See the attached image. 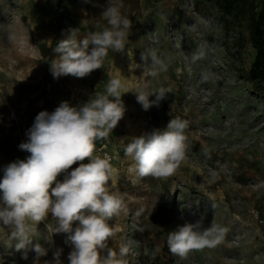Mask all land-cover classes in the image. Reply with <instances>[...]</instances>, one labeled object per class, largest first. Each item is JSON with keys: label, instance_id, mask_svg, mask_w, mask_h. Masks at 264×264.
<instances>
[{"label": "rangeland", "instance_id": "1", "mask_svg": "<svg viewBox=\"0 0 264 264\" xmlns=\"http://www.w3.org/2000/svg\"><path fill=\"white\" fill-rule=\"evenodd\" d=\"M107 3L0 0V179L8 164L30 155L19 145L27 142V131L41 111L52 113L63 101L77 106L119 77L128 91L121 97L125 114L94 151L115 170L108 189L121 195L125 205L109 222L115 236L108 247L118 252L129 244L128 264H264V90L253 89L245 79L255 54L245 22L237 25L227 18L226 25L205 0H123L122 12L132 21L124 50H109L102 68L87 77L54 78L53 48L70 29H79L83 38L106 26L100 15ZM198 47L206 56L191 63ZM150 50L168 63L157 77L149 75L150 57L142 59ZM204 70L215 77L201 82ZM160 87L172 92L159 106L144 110L133 91ZM174 117L189 121L187 154L177 171L166 179L130 173L132 162L124 156L121 139L163 130ZM197 220L204 227H225L223 241L185 259L170 253L168 233ZM54 225L51 216L36 225L33 243L48 249L38 264H55L58 249L62 264H69L72 246L67 234L53 233ZM15 243L0 223V264H33L35 253L29 251L24 260Z\"/></svg>", "mask_w": 264, "mask_h": 264}, {"label": "clouds", "instance_id": "2", "mask_svg": "<svg viewBox=\"0 0 264 264\" xmlns=\"http://www.w3.org/2000/svg\"><path fill=\"white\" fill-rule=\"evenodd\" d=\"M124 7L123 0H108L100 15L106 26L83 38L78 37L79 29H70L53 48L57 54L50 62L53 77H87L102 68L109 50L122 52L132 28V21L122 12ZM8 38L14 40L15 34L9 33ZM205 56V49L198 47L191 63ZM149 57L150 76L168 70V63L155 50L142 54L144 60ZM214 77V72L204 70L201 82ZM126 92L123 80L112 77L103 93L95 92L86 102L72 106L63 101L52 113L41 111L35 117L27 131V142L19 145L30 155L8 164L0 179V223L9 229L22 259L27 260L32 251L33 264H38L47 255L48 249L40 242L33 243V237L36 225L51 216L55 221L53 233L67 234L66 243L72 246L69 264H128L129 244L120 246L118 252L108 247L109 239L115 236L109 222L125 210L122 196L108 189L115 170L109 160L94 155L96 142L107 140L123 118L121 97ZM133 92L137 102L148 110L152 105L159 106L172 89L160 87L150 92L137 88ZM152 95L154 101L149 100ZM188 127V120L174 117L163 130L154 129L126 142L121 139L124 156L132 162L129 172L141 178L172 176L186 158ZM85 159L89 162L83 163ZM78 162L79 166L72 169ZM61 174L63 181L58 180ZM211 206L215 210L216 205ZM226 232L225 227L215 223L204 227L202 220L185 222L168 233L167 247L170 253L185 259L194 250L215 248ZM61 253L62 249L53 253L55 264H62Z\"/></svg>", "mask_w": 264, "mask_h": 264}, {"label": "trees", "instance_id": "3", "mask_svg": "<svg viewBox=\"0 0 264 264\" xmlns=\"http://www.w3.org/2000/svg\"><path fill=\"white\" fill-rule=\"evenodd\" d=\"M205 1L216 7L226 25L228 19L237 25L245 22L248 41L255 52L245 79L253 89L264 90V0Z\"/></svg>", "mask_w": 264, "mask_h": 264}]
</instances>
